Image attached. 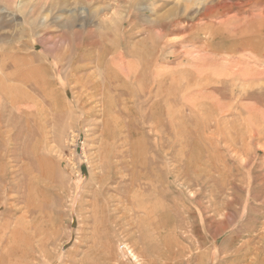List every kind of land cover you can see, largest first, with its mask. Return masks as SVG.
<instances>
[{
  "label": "rangeland",
  "instance_id": "1",
  "mask_svg": "<svg viewBox=\"0 0 264 264\" xmlns=\"http://www.w3.org/2000/svg\"><path fill=\"white\" fill-rule=\"evenodd\" d=\"M0 264H264V0H0Z\"/></svg>",
  "mask_w": 264,
  "mask_h": 264
},
{
  "label": "bare ground",
  "instance_id": "2",
  "mask_svg": "<svg viewBox=\"0 0 264 264\" xmlns=\"http://www.w3.org/2000/svg\"><path fill=\"white\" fill-rule=\"evenodd\" d=\"M5 239V238H4Z\"/></svg>",
  "mask_w": 264,
  "mask_h": 264
}]
</instances>
